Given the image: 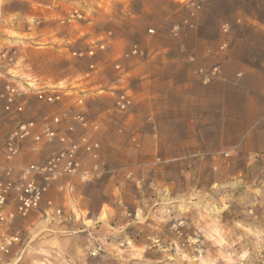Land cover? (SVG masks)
<instances>
[{
	"label": "rangeland",
	"instance_id": "374dc122",
	"mask_svg": "<svg viewBox=\"0 0 264 264\" xmlns=\"http://www.w3.org/2000/svg\"><path fill=\"white\" fill-rule=\"evenodd\" d=\"M74 7L85 11L86 20L60 28L57 19ZM14 8L17 12H10ZM36 17L44 25L29 32ZM109 30L114 39L96 54L105 62L104 71L89 77L88 60L71 57L55 37H64L70 50L84 49ZM34 37L40 46L33 44ZM132 42L145 56L124 64L134 105L120 113L111 95L112 62ZM11 46L18 55L8 70L11 81L22 85L37 79L68 89L71 101L84 98L88 118L99 121L98 131L89 135L100 143V158L89 164H104L110 171L88 182L74 177L73 200L52 185L44 199L61 208L60 216L50 211L46 216L43 200L37 211L4 225L21 236L5 261L264 264V0H0V50ZM196 68L206 71L209 81L203 82ZM198 75L206 84V137L194 146L181 143L191 134V122L168 121L162 133L156 131L150 121L154 96L145 102L141 92L157 77L165 82L162 103L170 105L183 95L180 83ZM8 79L0 74V89ZM31 97L23 119L62 109ZM141 117H147L144 128ZM14 125L0 101V165ZM160 133L166 141L162 146L156 144ZM56 149V144L26 149L11 163L17 173ZM178 217L185 221L182 238L170 229V220ZM155 235L159 245L151 242ZM95 246L100 249L91 256Z\"/></svg>",
	"mask_w": 264,
	"mask_h": 264
},
{
	"label": "built area",
	"instance_id": "2783aa9c",
	"mask_svg": "<svg viewBox=\"0 0 264 264\" xmlns=\"http://www.w3.org/2000/svg\"><path fill=\"white\" fill-rule=\"evenodd\" d=\"M196 8H199V3L196 4ZM85 20V11L74 7L59 16L57 25L60 28L72 27ZM44 22L41 17L33 18L27 30L38 32ZM222 29L226 32L227 24H224ZM148 32L153 33L154 30L148 29ZM55 37L60 48L67 49L71 57L88 60L86 77L99 75L104 71L105 62L96 59V54L104 52L107 44L114 39L110 30L92 39L90 45L84 49L70 50L64 42V37L60 35H55ZM32 42L36 46L41 45L36 37L32 38ZM225 46L226 42H223L221 48ZM143 56H145L144 50L137 43L132 42L112 62L113 69L116 71V79L112 83L111 95L113 107L117 112L127 113L134 105V96L127 80L129 70L124 64ZM17 61L15 46L0 50V74L9 77L0 89V101L4 112L15 121L14 127L5 137L1 148L5 163L0 165V264H16L15 261H5L3 257L13 254L21 243L19 231L7 230L4 228L7 224L16 218H25L31 212L37 211L43 200L45 203L43 213L46 216L49 211L51 214L61 215L60 207L55 206L52 200L44 199V195L52 185L73 200L72 179L74 177L88 182L102 178L110 171L104 164H89V162H98L100 158V143L89 135V132L98 131L99 121L88 118L83 109L84 98L79 95L71 101L72 94L68 89L57 85L39 84L37 79L28 80L22 85L11 81L13 77L8 70ZM215 70L217 67L213 69V72ZM197 71L201 74L203 82L209 81L206 71L202 68ZM28 95H32L40 103L62 109L51 111L39 118L23 119L21 115L25 111ZM65 102L71 103L67 107H62ZM48 144H56L57 149L46 155L43 161L22 166L17 173L15 172V166L11 163L14 158L26 149L35 151L42 145ZM126 177L131 178V173L127 172ZM11 203H14L13 207H9ZM184 226L185 221L181 217L170 220V229L177 238L184 236ZM159 240L156 235L151 237L154 245H159ZM190 241L189 243H195L194 239ZM99 249L100 246L93 247L90 255L96 256Z\"/></svg>",
	"mask_w": 264,
	"mask_h": 264
},
{
	"label": "crops",
	"instance_id": "0c3cea01",
	"mask_svg": "<svg viewBox=\"0 0 264 264\" xmlns=\"http://www.w3.org/2000/svg\"><path fill=\"white\" fill-rule=\"evenodd\" d=\"M13 1L18 3L22 0ZM17 10L18 9L14 8L10 10V12H17ZM30 12L31 10H26L23 13L28 15L30 14ZM200 80L201 77L200 79H198V77L196 76L191 77L189 81L180 83V89L183 90V95L180 96V98L174 100L176 102V105L172 104L174 101H170V105H164L162 103V98L160 97L163 96L162 91H164L163 88L165 87V85L163 84L165 82L163 80H159L156 77L153 81L150 80L149 84L143 87L145 89L141 93H143V96L146 100L145 102L150 101V99L148 98L150 97V95L154 96V103L156 104V107L154 111L150 113V121L156 131L162 133V129L167 127L168 121H188L193 124H195V122H201L202 126L199 127H196L195 125H191V123H189L187 128L191 132V134L187 137L188 140L183 142L181 141V143H185L187 145H201V142L204 141L206 137V84H201ZM31 98L34 99L33 97ZM159 101H161L160 104H158ZM138 121L144 128L146 126L147 117L144 119L141 117L138 119ZM161 133L156 140V144L158 143L157 145L159 146L166 144V141H164ZM144 134L145 131L141 134L142 138L144 137ZM134 139L135 138H133V140ZM172 141V143L178 144L177 140L174 139ZM163 159L167 160L171 158L165 157Z\"/></svg>",
	"mask_w": 264,
	"mask_h": 264
}]
</instances>
